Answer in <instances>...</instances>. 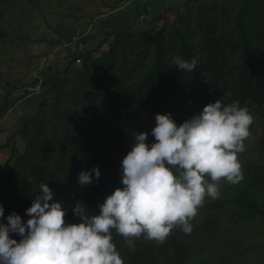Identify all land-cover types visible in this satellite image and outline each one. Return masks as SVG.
Instances as JSON below:
<instances>
[{
    "label": "trees",
    "instance_id": "1",
    "mask_svg": "<svg viewBox=\"0 0 264 264\" xmlns=\"http://www.w3.org/2000/svg\"><path fill=\"white\" fill-rule=\"evenodd\" d=\"M244 1L237 9L229 8L232 16L217 3L212 10L215 13L210 16L203 13L207 19L195 21V32L172 22L170 29L152 38V53L147 58L141 57V51L130 39L126 42L123 35H117L109 47L111 51L108 49L96 59L91 60L89 53L72 52L71 60L81 62L80 67L71 71L73 74L62 71L41 80V84L47 85L46 91L53 92L58 122L53 128V138L44 134L48 125L39 122L35 125L37 133L28 138V125L36 117H23L18 135L26 139L27 146L24 153L16 156L14 164H10L16 155L11 144L14 135L0 143V150L10 147L11 151L10 158L0 163L3 170L0 204L4 206L5 217L16 212L26 220L25 210L31 206L41 183H48L53 191L66 193L62 202L67 209L66 223L80 222L73 212L76 204L89 216L98 214L106 196L123 186L115 159L120 154L125 156L135 143L134 124L141 110L167 113L176 92L189 87L196 93L195 113L220 99L224 104L239 101L241 106L259 114L263 129L258 153L246 163L239 183L227 182L221 196L204 201L199 207L203 219L193 225L191 233L176 226L163 242L142 234L134 238L133 250L113 230L116 248L124 264L264 261V22L263 17L258 18L259 22L247 14L248 1ZM40 2L0 0V37L6 35L4 11H29ZM141 12L150 15L145 4H141L138 13ZM213 15L218 18L216 21ZM158 17L163 14L154 16ZM136 36L139 41L147 38ZM116 49L122 51L118 58L113 52ZM176 56L189 62L198 58L196 68L191 72L176 68L172 62ZM37 81L35 78L33 85ZM42 97L40 108L45 104V95ZM93 166L100 169L99 181L79 184V173ZM56 196L54 193L53 199ZM257 219L259 226L255 224ZM10 235L19 241V236Z\"/></svg>",
    "mask_w": 264,
    "mask_h": 264
},
{
    "label": "clouds",
    "instance_id": "2",
    "mask_svg": "<svg viewBox=\"0 0 264 264\" xmlns=\"http://www.w3.org/2000/svg\"><path fill=\"white\" fill-rule=\"evenodd\" d=\"M172 62L191 72L198 58L176 56ZM252 122L247 106L220 99L179 124L170 112L155 114L154 141L148 142L146 131L135 132L121 161L123 186L106 196L98 214L89 216L76 204L80 222L66 223L67 209L53 199L48 183L39 185L26 220L16 212L5 217L0 204V264H124L113 230L133 250L134 238L142 234L163 242L176 226L191 233L190 221L205 198L219 197V182L243 179L238 154L245 151ZM100 176L93 166L79 173L78 182L91 184Z\"/></svg>",
    "mask_w": 264,
    "mask_h": 264
},
{
    "label": "rangeland",
    "instance_id": "3",
    "mask_svg": "<svg viewBox=\"0 0 264 264\" xmlns=\"http://www.w3.org/2000/svg\"><path fill=\"white\" fill-rule=\"evenodd\" d=\"M40 1L37 8H30L29 11L25 9H9L8 13L4 11L6 35L0 37V143L5 142L9 135H14L11 144L15 147L16 155L11 158L10 164L15 163L16 156L24 153L27 146L26 139L18 135V130L23 124L20 120L23 117H36V120L33 119L28 125V138L37 133L35 125L39 123L48 125L44 134L53 138V128L58 122L59 114L54 111L53 92L46 91L47 85L41 84V80L80 67L81 62L71 60L72 52L76 51L79 55L89 53L93 60L102 54L105 55L106 51H111L109 47L113 39L117 35H123L126 42L130 39L138 47L141 57L147 58L152 53V38L170 29L172 22L183 29L188 28L189 31L195 32V21L198 19L205 21L207 18H203V13L205 15L208 13L209 16L210 13H215L216 11L212 10L217 3L232 16L233 12L229 8L237 9L242 0ZM247 1V14L258 21L259 17H263L261 20L264 22V0ZM141 4L147 6L150 15L138 13ZM158 13H162L163 17L154 18ZM212 17L215 21L218 19L214 15ZM177 20L182 22H174ZM136 35L147 38L139 41ZM193 40L196 42L197 38ZM234 48L233 46V50ZM197 49L200 50L201 46L198 45ZM113 52L117 58L122 53L119 49ZM105 63H102L103 67ZM66 74L68 72L63 75ZM35 78H38V81L33 85ZM43 94L45 104L40 108L38 105L43 99ZM195 108L196 93L193 89L184 87L176 92L167 113L170 112L179 124L194 115ZM248 110L253 122L249 126L250 136L244 140L245 151L238 154L242 170L246 163L257 155V146L263 129L261 116ZM157 113L163 112L143 109L137 124H134V133L143 131L149 133V143L154 141L151 129L155 126ZM10 154V147L0 150V163L3 164L10 158ZM123 157L120 154L115 159L120 175ZM1 174L3 170H0V178ZM226 183L227 181L223 179L219 182V196L224 193ZM54 193L57 194L54 200L61 202L65 200L64 191L58 190ZM208 199L211 197H206L205 201ZM202 219L203 212L198 208L190 223L194 225L200 223ZM255 224L261 225L258 219L255 220ZM246 260L243 258V261ZM249 264H255V260H251ZM256 264H264V261L260 260Z\"/></svg>",
    "mask_w": 264,
    "mask_h": 264
},
{
    "label": "built area",
    "instance_id": "4",
    "mask_svg": "<svg viewBox=\"0 0 264 264\" xmlns=\"http://www.w3.org/2000/svg\"><path fill=\"white\" fill-rule=\"evenodd\" d=\"M80 60L79 59H76V62H79Z\"/></svg>",
    "mask_w": 264,
    "mask_h": 264
},
{
    "label": "crops",
    "instance_id": "5",
    "mask_svg": "<svg viewBox=\"0 0 264 264\" xmlns=\"http://www.w3.org/2000/svg\"><path fill=\"white\" fill-rule=\"evenodd\" d=\"M3 149H5V148H3ZM3 149H1V150H3Z\"/></svg>",
    "mask_w": 264,
    "mask_h": 264
}]
</instances>
